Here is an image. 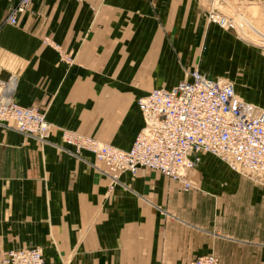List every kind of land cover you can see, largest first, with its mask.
I'll return each instance as SVG.
<instances>
[{
	"label": "crops",
	"instance_id": "crops-1",
	"mask_svg": "<svg viewBox=\"0 0 264 264\" xmlns=\"http://www.w3.org/2000/svg\"><path fill=\"white\" fill-rule=\"evenodd\" d=\"M15 2L0 0V77L14 74V99L43 109L52 126L41 142L0 124V259L35 244L54 264H186L206 253L264 264V184L204 152L189 173L196 187L146 167L110 186L104 164L87 149L72 154L62 137L73 129L129 149L144 123L138 97L186 69L222 77L230 45L243 71L226 75L264 107V53L250 57L205 17L202 28L192 0H33L10 24ZM248 34L264 45V11Z\"/></svg>",
	"mask_w": 264,
	"mask_h": 264
},
{
	"label": "built area",
	"instance_id": "built-area-1",
	"mask_svg": "<svg viewBox=\"0 0 264 264\" xmlns=\"http://www.w3.org/2000/svg\"><path fill=\"white\" fill-rule=\"evenodd\" d=\"M33 0H16L5 20L16 24ZM204 17L224 29H235L245 23L240 11L242 0H201ZM261 3L264 0H250ZM57 47V45H54ZM70 63L69 53H59ZM16 76L0 77V124L41 142L49 141L51 122L36 105H22L14 99ZM143 117L129 149L102 141L73 129H62V137L73 148L91 151L104 164L110 186L120 182L123 171L135 173L139 167L156 170L179 182L183 189L196 187L190 170L197 167L201 154L210 152L232 169L264 181V107L240 98L232 79L210 76L198 68L171 87H153L138 97ZM0 264H54L47 262L42 248L32 244L7 250ZM59 264H66L60 262ZM186 264H219L213 253L191 258Z\"/></svg>",
	"mask_w": 264,
	"mask_h": 264
},
{
	"label": "rangeland",
	"instance_id": "rangeland-1",
	"mask_svg": "<svg viewBox=\"0 0 264 264\" xmlns=\"http://www.w3.org/2000/svg\"><path fill=\"white\" fill-rule=\"evenodd\" d=\"M201 3H202V1H200V0H192L193 10L196 11L199 23H201L202 28H204V20L205 19H204V12L202 10ZM255 5L256 6H253V3L250 0H245V2L243 3V9L247 10L249 12L251 11L250 13L254 14V15H252L253 16L252 18H247V13L245 11H243V9H241L240 6H239L240 11L245 14V17H244L245 18V23L243 25L238 24L239 26L237 28H235V29H224V28L220 27L219 25L215 24V26L218 27V29H220V31H224L225 32V35L227 37H231L234 41H238L241 44L246 45V47H248V49L251 50V51L249 50V56L250 57H251L252 52H253L252 49H254L255 50L254 52H256V53L257 52L264 53V45H259L258 44V40L255 37H251L248 34L250 32H253V29H257L258 28V19L261 16V13L264 11V2L255 3ZM258 10H260L261 12L257 13ZM208 24H211V23H208ZM247 34H248V36H250V38H251L250 40L252 42L256 43V44L248 42L247 39H243V37H245L244 35H247ZM207 36H215L216 37L217 36V30L214 29V28H210L209 30H207ZM207 50H208V48L206 49V47L202 48L201 58H204V55L207 52ZM239 50H240L239 47H234L233 45H230V46H227L226 48H224L223 51H224L225 55L228 58L227 59L224 58L223 65L226 66V67L223 68L225 74L222 75V77H228L229 78V76L226 75L227 73L228 74L230 73V74L233 75V74H240L243 71V69H241V68L238 69V67L240 66L239 61L237 59H235V58L232 59L230 57L233 52H238ZM246 61H249V59L246 58L245 62ZM251 62H252V60H251ZM244 65H245V63L243 64V66ZM195 68H197V67H195ZM187 70H189V69L185 70L183 78H185ZM256 74H257V72L254 75L250 76V81L251 82H253V81L256 82L258 80L259 76H257ZM219 77H221V76H219ZM240 97H242V96L240 95ZM233 172L234 173H238L240 175L243 174V173H240V172H238V171H236L234 169H233ZM243 175L246 176V177H249L250 179H252L253 181H255L257 183L264 184V181L259 180V179L255 178V177H252V176L246 175V174H243ZM194 183L197 186V181L196 180H195ZM191 188H193V187H191Z\"/></svg>",
	"mask_w": 264,
	"mask_h": 264
},
{
	"label": "bare ground",
	"instance_id": "bare-ground-1",
	"mask_svg": "<svg viewBox=\"0 0 264 264\" xmlns=\"http://www.w3.org/2000/svg\"><path fill=\"white\" fill-rule=\"evenodd\" d=\"M201 1V0H200ZM245 2V0H242L241 2H240V4H239V6H240V8L241 9H243V3ZM253 6H256L255 5V3H253ZM243 11H245L246 13H247V18H252L253 16V14H251L249 11H247V10H244L243 9ZM233 81V80H232ZM233 83H234V87H236L235 86V82L233 81ZM235 91H236V89H235ZM237 93V92H236ZM237 95H238V93H237ZM239 96V95H238ZM240 97V96H239ZM240 98H242V97H240ZM243 99V98H242ZM243 100H245V99H243ZM249 102V101H248ZM256 105V104H255ZM258 106V105H257ZM258 107H260V106H258ZM192 170V169H191Z\"/></svg>",
	"mask_w": 264,
	"mask_h": 264
}]
</instances>
